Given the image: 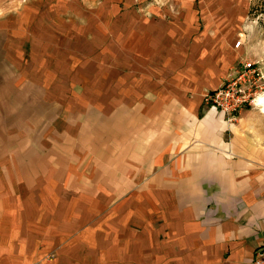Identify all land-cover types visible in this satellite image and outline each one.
Listing matches in <instances>:
<instances>
[{
  "label": "crops",
  "instance_id": "crops-1",
  "mask_svg": "<svg viewBox=\"0 0 264 264\" xmlns=\"http://www.w3.org/2000/svg\"><path fill=\"white\" fill-rule=\"evenodd\" d=\"M24 3L0 21V264H252L264 100L233 123L203 102L239 58L235 30L193 11L103 16L117 93L87 97L47 77L73 66L36 71L16 48L64 41V4Z\"/></svg>",
  "mask_w": 264,
  "mask_h": 264
},
{
  "label": "rangeland",
  "instance_id": "rangeland-1",
  "mask_svg": "<svg viewBox=\"0 0 264 264\" xmlns=\"http://www.w3.org/2000/svg\"><path fill=\"white\" fill-rule=\"evenodd\" d=\"M26 1L0 0V21L6 17L3 13V6L11 7L10 9L14 11V9L24 5ZM104 1L106 4H103ZM111 1L59 0L64 5H59V10L56 11L58 17L74 19V21L71 20L73 24L70 26H60V32L65 35V40L55 44L27 43L16 48L22 50L25 62H32V69L34 70L38 69L39 71L42 64L41 58H46L48 68L66 67L71 71L70 68L73 66L72 68L77 70V73L73 72L72 74L47 75L54 82L59 79L65 80L69 84L79 81L83 87L81 92L85 93L87 97L89 94L103 96L104 93L110 91H114L116 94L117 86L107 87L106 80L111 81L114 78L117 80L118 77L115 76L118 71L108 72L104 70V65L109 63L113 65L118 60L113 55L115 49L113 48L114 45H111L112 41L102 39L101 17L104 19L103 16H115L122 11L127 13L132 11L144 15L151 12L152 9L159 12L163 10L171 12L193 11L197 15L195 21L198 27L202 28L205 24L229 26L235 30V41H241V45L238 47L234 48L235 44L233 45V48L238 51L239 58L227 68V73L222 82L241 61L254 62L262 75L259 84L263 86V90L260 94L264 93V0H141V2L116 0L119 7L110 8L108 4H111ZM100 5L103 6L100 7ZM65 8L67 9L65 10ZM108 19L110 21V17L107 18V21ZM108 26L115 27V24H108ZM1 38L0 35V43ZM3 53V48H0V55Z\"/></svg>",
  "mask_w": 264,
  "mask_h": 264
},
{
  "label": "built area",
  "instance_id": "built-area-1",
  "mask_svg": "<svg viewBox=\"0 0 264 264\" xmlns=\"http://www.w3.org/2000/svg\"><path fill=\"white\" fill-rule=\"evenodd\" d=\"M239 45L241 41L236 40L234 48ZM261 76L254 62L241 61L218 88L207 92L203 102L207 109L215 111L218 116L233 123L241 110L258 107L256 98L263 90V86L259 84ZM251 263L264 264V248L256 249Z\"/></svg>",
  "mask_w": 264,
  "mask_h": 264
},
{
  "label": "bare ground",
  "instance_id": "bare-ground-1",
  "mask_svg": "<svg viewBox=\"0 0 264 264\" xmlns=\"http://www.w3.org/2000/svg\"><path fill=\"white\" fill-rule=\"evenodd\" d=\"M263 100H264V93L257 96L256 105L260 106L261 105V101H263Z\"/></svg>",
  "mask_w": 264,
  "mask_h": 264
}]
</instances>
